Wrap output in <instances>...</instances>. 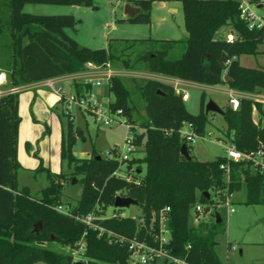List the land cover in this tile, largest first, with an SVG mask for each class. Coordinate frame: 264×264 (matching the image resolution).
I'll return each instance as SVG.
<instances>
[{
  "label": "trees",
  "instance_id": "trees-1",
  "mask_svg": "<svg viewBox=\"0 0 264 264\" xmlns=\"http://www.w3.org/2000/svg\"><path fill=\"white\" fill-rule=\"evenodd\" d=\"M155 1L167 0H133L131 5L141 13L127 21L149 24L150 8ZM180 1L188 31L186 40L116 39L110 40L106 48L89 49L67 34L66 30H75L77 24L72 15H34L23 9L26 5L95 8L94 0H0V68L7 72V86L76 74L85 70L86 63H92L109 64L111 68L119 65L126 71L143 70L207 86L226 84L242 93H264V71L244 68L238 62L241 55L257 54L264 43L263 30H249L239 19L238 0ZM222 30L234 36L233 42L219 35ZM227 60L230 63L225 66ZM224 76L228 77L227 82ZM128 81L112 77L107 92L113 96L109 103L111 111L121 110L126 121L139 126L134 145L141 148L144 156L133 158L130 165H138V170L145 165L140 183L115 177L117 163L95 151L88 159H75L72 148L84 136L68 120L60 157L72 173L68 177L48 172L49 184L38 198L27 187L19 188L17 184L19 94L0 97V264H72V255L56 252L49 245L56 242L77 249L82 238L83 264H128L125 245L110 242L106 235L98 237L97 232L87 230L75 217L94 211L99 217L96 222L104 229L150 241L147 229L152 218L165 207L169 208L166 226L171 238L166 248L170 254L190 264H223L215 252L216 239L224 232L222 221L216 224L215 219H209L192 226L191 209L201 205L209 211L207 206L213 203L216 191L221 199L242 192L245 204L264 205V176L253 174L247 164L227 162L224 156L207 162L181 156L185 142L179 130L183 123L192 124L198 134L206 133L210 123L211 114L204 112V94L201 110L194 115L187 112L172 85L153 79ZM73 90L81 94L91 91V86L75 83ZM254 105L253 101L241 98L238 110L229 106L223 109L222 133L242 152L264 147V127L252 119ZM257 108L261 110L259 104ZM221 165L228 166V182ZM38 170H42L41 164ZM73 177H80L82 191L77 205L69 210L71 216H66L55 208L62 206L63 182ZM205 192L209 193V200ZM118 194L137 201L141 215L130 218L115 212L117 217H106L107 208L113 206Z\"/></svg>",
  "mask_w": 264,
  "mask_h": 264
},
{
  "label": "rangeland",
  "instance_id": "rangeland-1",
  "mask_svg": "<svg viewBox=\"0 0 264 264\" xmlns=\"http://www.w3.org/2000/svg\"><path fill=\"white\" fill-rule=\"evenodd\" d=\"M133 0H94L95 8L77 7V6H58L44 5L35 7L36 5H26L24 12L43 15V16H58L72 15L77 21L75 30H66L67 34L72 37L80 46L89 49L106 48L110 40H134L151 38L156 40H186L188 31L184 20L183 3L180 0L155 1L150 8L149 24H131L127 19L122 18V10L124 5ZM33 8H49V12L45 14H37ZM48 11V10H47ZM62 11V12H61ZM264 15V11L257 12ZM258 52L255 55H244L238 58V62L244 66L262 67L264 68V43L258 47ZM114 70L123 71L122 79L128 81L131 78L136 80L157 79L156 75L139 71H126L120 68L119 65L112 67ZM142 69V68H141ZM129 82V81H128ZM46 90L45 88H42ZM63 92L68 96L69 91L67 84H62ZM49 89H47L48 91ZM27 92H35L36 90H26ZM108 89H93L94 95H99L103 98L113 100V96L108 94ZM189 100L184 102L187 112L197 115L201 110L202 95L204 94L203 102L206 105L208 101L215 102L222 110L228 104L226 95V84L209 87L203 84L194 83L186 88ZM21 96V95H20ZM23 108V106H21ZM62 106L58 104L54 108L52 118L49 120L48 127L50 132L47 137L40 136L35 140L33 145L40 151V156L45 161L49 160V169L54 173L67 174L69 177L72 173L67 162L61 160L56 161L58 157L53 156V152H57L58 140L61 133L66 131L67 117L62 115ZM25 114L20 116L18 131L17 148L23 150L24 144L22 137L26 134V124L30 121H36L35 116H32V104L26 105ZM142 111V108H141ZM71 116H73L74 128H79L83 132L84 138H78L72 148V154L75 159H86L88 155L95 151L100 157L106 158L108 153L116 147L121 151L125 143L126 129L122 124L114 125L113 127L104 126L100 120H96L94 115L78 110L76 107H70ZM38 116V115H37ZM38 118H41L38 116ZM116 121L124 123L122 116H114ZM37 124V123H35ZM39 125H42V123ZM225 122L222 116L218 114L210 115V123L206 127V133H211V137L205 140L197 139L194 144L188 145L189 156L200 162H207L216 159L219 156H224V151L219 143L218 138L223 137V129ZM62 140V137H61ZM30 153V148L26 147ZM37 153V152H36ZM37 156V154H36ZM37 156V157H38ZM144 152L139 150L131 155V158L141 159ZM24 157V156H22ZM90 157V156H89ZM26 160V159H25ZM39 160V159H38ZM24 161V160H23ZM47 164V163H46ZM140 173L137 177L145 175V165L140 166ZM134 171L138 169V165H134ZM17 184L20 188L28 187L30 194L38 198L42 189L48 186L49 179L45 171L37 170L30 171L25 168L17 170ZM82 191L80 177H73L63 182V189L60 196L63 210H71L77 205ZM213 203L208 205V210L213 213H218L222 219V227L224 232L216 239L217 245L215 252L223 264H264V205H247L243 202V193H236L230 198V208L232 213L227 212L226 197L221 199L218 196H213ZM120 213L122 217L136 218L141 215L138 206H130L124 209H115L113 206L108 207L106 215ZM213 219L212 217L207 218ZM214 220V219H213ZM235 247L236 250H232ZM49 248L65 254H70L76 262L82 261L80 250L69 249L62 247L59 243H51ZM76 251H78L76 254ZM128 264H138L133 261H128ZM155 264H167L163 261H158Z\"/></svg>",
  "mask_w": 264,
  "mask_h": 264
},
{
  "label": "built area",
  "instance_id": "built-area-1",
  "mask_svg": "<svg viewBox=\"0 0 264 264\" xmlns=\"http://www.w3.org/2000/svg\"><path fill=\"white\" fill-rule=\"evenodd\" d=\"M238 11L239 19L246 24L249 30H263L264 31V15H260L258 11H264V3L251 4L248 0H238ZM262 5L263 8L259 9L258 6ZM224 38L227 42H233L234 36L231 33H226ZM230 60L225 62V66H228ZM124 72L119 70H114L109 64L104 66H96L92 63L85 64V70L82 72L65 75L62 77L48 79L41 82V86L49 88L57 98V103L62 106V115L67 117L69 121H73V116L70 113V107L74 106L78 110L88 112L100 120V122L106 127H113L117 124H122L126 129L125 143L122 146L121 151L116 147L111 149L108 153L106 159L109 161H115L117 163V169L114 172V176L117 178L124 179L129 183L139 184L141 177H137L136 174L140 173V170L134 171L133 167L135 164L130 165V161L133 159L131 155L135 152L141 150V148L134 145V140L136 139V134L139 132V126L137 124H132L125 120L124 123L114 120V116H122L121 110H116L114 112L109 108V103L111 102L108 98H103L99 95H94L93 89H108L110 86V80L112 77H121ZM61 78V79H60ZM8 75L5 70L0 68V97L7 95H17L26 90L32 89V84L22 85V86H7ZM65 81L70 82L71 86L73 84H80L83 87L90 85L91 91H83L81 94H76L73 90L67 96L61 86L58 83ZM39 83V82H38ZM34 84V83H33ZM176 93L180 95L183 102L187 101L189 96L186 91L180 88L178 82H171ZM228 98V106L231 110L236 111L239 109L240 99H248L255 102H264V95H258L253 93H242L229 89L226 92ZM179 134L185 145H192L197 139L205 140L211 137V133L198 134L195 127L190 123H183ZM220 145L224 151V157L227 162L243 163L250 167L253 174L264 176V147L261 145L260 148L254 152L247 153L238 150L232 139L226 138L224 140H219ZM220 168L224 171L225 182L229 180V169L227 165H221ZM215 195H219V191L215 192ZM121 196V195H117ZM232 196L228 195L226 197V206L228 207V214L233 212L230 208V198ZM55 210L66 216H71L68 210H63L62 206H57ZM169 208H162L157 217H153L149 228L147 229L148 235L150 236V241L139 240L135 237H127L123 235L116 234L112 231L106 230L101 227L96 221L99 217L95 215V212H91L83 217H75L77 221L82 223L87 230L97 232V236L106 235L109 241L112 243H118L125 245L129 252V261L136 262L138 264H155L158 261H163L167 264H190L185 259L178 258L169 253L166 246L170 242V232L167 229L166 222L168 220ZM212 210L205 211L201 205H196L191 209L190 212V224L192 226H197L203 221H207L206 217H212ZM116 213L112 215H107L106 217H117ZM101 219V218H100ZM143 222V220H139ZM157 221V222H156ZM157 223V229L154 224ZM86 232L84 233V235ZM85 248V243L83 238L78 244V250L81 251V256ZM75 249V250H77ZM232 250H236L232 247ZM78 251H76V254ZM83 261V260H82ZM79 261V262H82ZM76 263L73 257V263Z\"/></svg>",
  "mask_w": 264,
  "mask_h": 264
},
{
  "label": "crops",
  "instance_id": "crops-1",
  "mask_svg": "<svg viewBox=\"0 0 264 264\" xmlns=\"http://www.w3.org/2000/svg\"><path fill=\"white\" fill-rule=\"evenodd\" d=\"M42 6H44V5H36L35 7H42ZM33 9L34 10H32V11L37 12V14H45V12L48 13L50 11L49 8H33ZM122 18L128 19L123 14V10H122ZM225 34H226V32L223 30L219 33L220 36H224ZM258 52H260V51H258ZM243 56L244 55H241L240 57H243ZM239 65L244 67V68H248V69H258V70L264 71V68H262V67H256V66L253 67L250 65L244 66V65L240 64V62H239ZM156 77H157V79H153V80H158V81H161V82L169 84V85H172L171 82H178L180 84V88L183 89L184 91H186L187 87L194 84L192 82L174 79V78L161 76V75H156ZM62 84H67L69 91H72L73 87L71 86L70 82L62 81V82L58 83V85L61 86V88H62ZM41 85H42L41 82L32 84L33 88L31 90L32 91L36 90L35 92L24 91V92L20 93L19 97H18V115H19V117L21 116V118H22V116L25 114L26 111H24V109H25L26 105L32 104V111L31 112H32V116H35L36 121H33L34 124H32L30 121L26 124V134H25V136L22 137V140H23L22 143L24 144L25 154H23L22 148H21V150H19L17 148V161L20 165V168L22 167V168H25L27 170L37 172L39 165L41 164L42 170H40V171H45L46 176H47L48 172H50L53 175H58L60 173H54V172L50 171L49 160L45 161L40 156H38V155H40L39 147L36 148L33 145L34 141L38 140L37 138H39L40 136H42V137L48 136V134L50 132V129L48 127V123L50 122L49 120L52 118V116H54V114H53L54 108H57V106H58L57 98L53 94V92L49 88L43 87ZM209 87H215V86H209ZM42 88H45L46 90H43ZM47 89H49V90L47 91ZM228 90H229V88L227 87V91ZM100 94H101V92H99V96H100ZM258 95H264V93H260ZM188 100H189V98H188ZM187 101H185V102H187ZM255 103H256V105L253 106V111H252V119H253L255 124L260 125L261 127H264V102L263 103L262 102H255ZM257 104H259L261 106V110H259L257 108ZM21 106H23V108ZM227 106H228V104H227ZM37 115L40 116L41 118H38ZM21 118H20V120H21ZM35 123H37V124H35ZM39 123L40 124L42 123V125H39ZM18 131H20V130H18ZM45 132H47V134ZM61 137H62V133H61ZM61 137H60V140H58L59 144L57 147V152L56 153L53 152V156L55 155L56 157H58V160H56L58 163L61 161V157H60ZM19 139H20V133H19ZM224 139H226L224 137V135L222 138H218V140H224ZM17 142H18V140H17ZM27 145L30 147V153L27 151V148H26ZM36 154L38 157L35 156ZM22 156H24V157H22ZM89 156L90 155H88V157L86 159H88Z\"/></svg>",
  "mask_w": 264,
  "mask_h": 264
},
{
  "label": "water",
  "instance_id": "water-1",
  "mask_svg": "<svg viewBox=\"0 0 264 264\" xmlns=\"http://www.w3.org/2000/svg\"><path fill=\"white\" fill-rule=\"evenodd\" d=\"M259 9H262L263 6L260 5L258 6ZM141 13V10L137 7L132 6L131 4L127 3L124 5L123 8V14L128 18H134L135 16H137L138 14ZM223 80L225 82H227L229 79L227 76L223 77ZM204 112L206 115L208 114H218L220 116H224V110H222L215 102L213 101H208V103L205 105V109ZM180 154L181 156H183L185 159L190 160L191 157L189 156L188 150H187V146L186 145H182L181 146V150H180ZM100 157L97 156V160H99ZM204 196L207 200H209V193L205 192ZM137 206L138 203L137 201L129 198V197H124V196H116L114 198V202H113V207L115 209H124V208H129L130 206ZM214 219H215V223L219 224L221 223L222 219L220 218L218 213H215L214 215ZM75 264H83L82 262H76Z\"/></svg>",
  "mask_w": 264,
  "mask_h": 264
}]
</instances>
